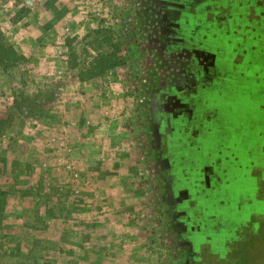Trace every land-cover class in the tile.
I'll return each mask as SVG.
<instances>
[{
    "label": "rangeland",
    "instance_id": "374dc122",
    "mask_svg": "<svg viewBox=\"0 0 264 264\" xmlns=\"http://www.w3.org/2000/svg\"><path fill=\"white\" fill-rule=\"evenodd\" d=\"M0 41L19 55L0 66V264H177L134 0H0ZM101 55L118 62L99 71Z\"/></svg>",
    "mask_w": 264,
    "mask_h": 264
},
{
    "label": "flooded vegetation",
    "instance_id": "af4514ba",
    "mask_svg": "<svg viewBox=\"0 0 264 264\" xmlns=\"http://www.w3.org/2000/svg\"><path fill=\"white\" fill-rule=\"evenodd\" d=\"M134 6L147 161L177 264H264V0Z\"/></svg>",
    "mask_w": 264,
    "mask_h": 264
},
{
    "label": "trees",
    "instance_id": "16d2710c",
    "mask_svg": "<svg viewBox=\"0 0 264 264\" xmlns=\"http://www.w3.org/2000/svg\"><path fill=\"white\" fill-rule=\"evenodd\" d=\"M47 6H50L52 7V3H50V1H48L47 3ZM63 8V7H62ZM55 9H57L56 11L57 12H60L58 11V7H55ZM65 9L62 10V12L59 14H56V17L57 18H60L62 15H64L65 13ZM106 40H109V39H106ZM19 58V55L17 54L16 50L9 44H6V43H3L0 41V66L3 68V69H8L9 67H11L15 62L16 60ZM101 62H100V65H99V71H102L104 69H107L115 64H117L118 60L117 59H112L111 57H103L101 55ZM15 103V106L19 107L18 106V103L16 102V100L14 101ZM252 186L255 185V184H251Z\"/></svg>",
    "mask_w": 264,
    "mask_h": 264
}]
</instances>
